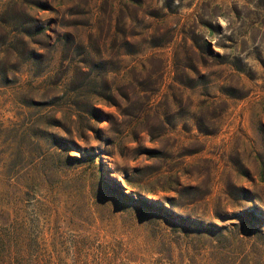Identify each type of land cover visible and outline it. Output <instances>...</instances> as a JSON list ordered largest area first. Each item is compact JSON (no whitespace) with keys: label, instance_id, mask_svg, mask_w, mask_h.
Here are the masks:
<instances>
[{"label":"rangeland","instance_id":"374dc122","mask_svg":"<svg viewBox=\"0 0 264 264\" xmlns=\"http://www.w3.org/2000/svg\"><path fill=\"white\" fill-rule=\"evenodd\" d=\"M0 264H264V0H0Z\"/></svg>","mask_w":264,"mask_h":264}]
</instances>
